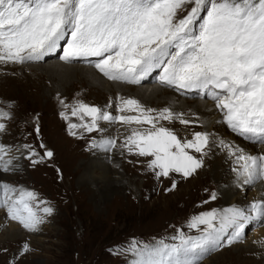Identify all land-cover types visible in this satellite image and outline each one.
Returning a JSON list of instances; mask_svg holds the SVG:
<instances>
[{"label": "snow or ice", "instance_id": "snow-or-ice-1", "mask_svg": "<svg viewBox=\"0 0 264 264\" xmlns=\"http://www.w3.org/2000/svg\"><path fill=\"white\" fill-rule=\"evenodd\" d=\"M187 4L193 6L177 18ZM205 10L196 32V22ZM66 38L65 62L98 57L94 66L104 76L129 83H139L159 68L162 84L206 92L233 131L264 141V0H0V62L39 61L56 51ZM65 107H71V116L81 121L69 124L71 135H76L71 130L77 128L102 131L99 121L151 125L146 132L133 130L123 146L141 157H151L148 166L157 179L171 173L187 178L203 167V160L187 149L204 154L209 143L207 133L196 132L193 139L182 141L170 129L157 127L160 119L191 123L181 119L183 113L165 108L154 116L155 109H146L132 98L121 99L117 110L138 115H112L83 102ZM61 116L69 118L64 112ZM85 116L90 121H85ZM10 118L0 110V121ZM5 129L6 124L0 122V132ZM115 145V139L93 142L105 150ZM38 155L30 150L27 158L35 164ZM6 156V146L0 145L3 171L12 165ZM52 156V151H46L40 160ZM237 160L243 161L235 171L244 185L264 180V156L241 154ZM175 187L173 182L167 191ZM0 191V207L7 209L8 218L27 231L38 230L43 217L33 205L37 194L8 184H0ZM42 211L51 215L53 209L44 207ZM261 219L264 200L253 201L247 209L202 213L189 224L201 232L199 236L181 233L173 237L179 240L174 244L163 240L155 244L133 242V264H198L205 253L222 246L227 229L232 230L227 241L230 245L242 238L247 225ZM27 250L25 244L23 251Z\"/></svg>", "mask_w": 264, "mask_h": 264}, {"label": "rangeland", "instance_id": "rangeland-1", "mask_svg": "<svg viewBox=\"0 0 264 264\" xmlns=\"http://www.w3.org/2000/svg\"><path fill=\"white\" fill-rule=\"evenodd\" d=\"M192 6L185 5L184 9L177 13V18L186 15ZM205 16L206 10L201 13L194 31H199L197 25ZM62 57L63 55L60 59L47 57L42 59L43 61L25 62L21 64L22 67H16L12 72L5 70L6 72L0 76V110L11 117L0 121L6 124V129L0 132V145L6 146L8 150L5 159H12L9 171L0 170V184L35 192L38 200L33 202V205L43 217V223L34 232L23 229L19 223L6 216L2 219L0 264H133L135 260L131 251L133 242L155 244L163 240L165 243L174 244L179 243V240L173 237H178L181 233L193 237L201 235L200 231L189 227L191 219L212 210L222 211L225 207L222 206V198L213 200L212 194L216 195L233 187L232 180L236 178L234 170L237 162L235 165L232 163L219 168L221 176L220 174L215 176L211 172L212 162H209V167L203 165V169L202 167L201 170L197 169L190 177L185 178L181 173H171L169 177H161L159 180L149 169L151 157H141L127 151L123 146L133 130L146 132L151 126L135 123L130 126L131 124L123 125L120 122L99 121L102 131L87 132L83 128H77L71 130L76 132V135H71L69 124H80L81 121L79 117H72L71 107L66 108L65 105L74 106L77 102H84L101 106L102 110L105 109L104 111L112 115H136L134 111L123 114L118 112L121 99L132 98L139 100L143 106L148 104L136 96L122 93H116L115 99L111 101L109 99L114 96L113 92H92L82 95L80 92L85 90L82 87L81 89L78 87L80 91L68 93V90L65 91L63 85L58 86L57 82L68 75L61 72L59 66L48 62L57 59L63 64L66 63L68 67L86 65L91 68L97 61L84 62L80 65V62H65ZM33 63L44 64H40L42 68L34 70L23 66ZM4 77H11L14 81H6ZM117 82L132 88L145 86ZM153 85L165 87L161 83H152L150 86ZM166 90L181 96L182 100H204L180 95L174 88ZM206 100L209 99L204 101ZM154 101L151 104L155 109L166 105L162 101ZM55 105L60 107L57 108ZM62 112L68 115L67 120L62 118ZM85 121H90V117L85 116ZM160 125L170 128L182 141L193 139L194 130L189 132V128L178 119H160L157 127ZM37 127L39 132L36 131ZM104 139L117 141L115 147L110 148V151L118 149L115 150L116 154L119 153L116 168H107L106 165V168L92 171L89 167L87 169L81 167L80 164L89 158L90 145L92 151L101 149L103 147L93 146V142ZM30 150L39 154L34 157L39 160L38 163L33 164L27 158ZM46 151H52L53 156L40 160ZM187 151L198 159H203L201 153H196L193 149ZM114 156L115 154L111 157ZM173 182L176 187L167 191ZM124 183L128 184L130 189L126 188ZM244 190L247 201L252 189L245 187ZM44 207H51L52 214H44L42 211ZM4 210L0 207L1 212ZM10 223L15 224L14 235L9 227ZM203 227L202 225L201 228ZM254 227V224L247 226L242 239L224 246L226 236H231L232 232L231 229H227L222 246L202 257L198 264H264V253L262 255L256 249H246L251 242ZM229 239L230 237L227 240ZM25 244L28 246L26 252L23 251Z\"/></svg>", "mask_w": 264, "mask_h": 264}, {"label": "bare ground", "instance_id": "bare-ground-1", "mask_svg": "<svg viewBox=\"0 0 264 264\" xmlns=\"http://www.w3.org/2000/svg\"><path fill=\"white\" fill-rule=\"evenodd\" d=\"M48 55H46L44 58H47ZM98 59H100V58H98V57H84L83 60L75 58L71 62H80V65H82L81 63H84V62L87 63L89 61H97ZM48 63H54L55 65L60 67L61 72H63L64 74L68 75L67 78H65L63 80H60V81H57L58 82V86L63 85V89H65V91L67 89L68 93L70 91H73V92L75 91L76 92L78 90V87H80V89L82 87L83 89L86 90V91L82 90V92H80L82 95L88 94V93H92V92H98V93H101V92H106V93L107 92L108 93L109 92H113L114 96L111 99H109L110 101L115 99L116 93H118V94L122 93V94H126L128 96H136L137 99H140L141 101H144L145 103L148 104L147 106L146 105L144 106L146 109H155V108H153L154 106H152V104H153L152 102L154 100L162 101L163 103H165L166 104L165 106H163V107H161L159 109H155L156 112L152 113V115H154V116L158 115L159 112L161 110L165 109V108L172 109V111L174 113H183V116H182L181 119L191 121V123H189L187 125L184 124V125H186L189 128V130H190L189 132L194 130V132L192 133L193 137H194V133H196V132H202V133H207L208 134L209 143H208L207 148H205V150H204V154H202V157H203L202 160H203V163H204L203 165L206 166V168L209 167V162H212L211 172L215 176H218L219 174L221 176V173H219V168H223L226 165H229V164H232V163H233V165H235L236 162H237V164L235 165L236 166L235 169L240 168L241 165L243 164V161H238L237 160V156H239L241 154H243L245 156H255V157L264 156V143L248 142L245 139H243L242 137L232 133L230 131V129H228L226 127V125H225V123L223 121V116L220 113L219 109L216 107V103L214 101H210V100L204 101V100H196V99L182 100L181 96H178L177 94H175L171 90H166L167 88H171L172 89L174 87H169V86H166V85H164L162 83L161 84L164 85L165 87L156 86V85H153L151 87L150 85L152 83H154V82L150 81V82L146 83V78L142 79L139 83H134L136 86H138L137 84H145V86L142 85L139 88H132V86H128L127 84L125 86V84H120L117 81L111 82V80L108 79L106 76H104L94 65H91V68L87 67L86 65L83 66V67H80V66L68 67V66L65 65L66 63L63 64V62L57 61V59H53L52 61H50ZM40 64L42 65L44 63L24 64L23 66L26 67V68H28V67L32 68L34 70L35 68H37V69L42 68V66H40ZM76 64H78V63H76ZM13 65H16V66L13 67ZM16 67H18V68L22 67L21 63L20 64H15V63H12V62H7V63L0 62V76H2L6 71L7 72L14 71V69ZM24 70H25V68H24ZM16 74L19 75V73H16ZM156 74L157 73H155L154 76L152 75L149 78V80H152V78L155 77ZM12 76H13V74H12ZM4 80H6V81H14V79L11 78V77H9V78L8 77H4ZM80 89L78 91H80ZM174 89L180 95H184V96H188V97L189 96L194 97L193 95H194V93H196L194 91H185V90H182V89L178 90L177 88H174ZM68 96H70V95H68ZM58 98H59V96H58ZM72 101H73V99H72ZM117 101H119V100H117ZM58 107H60V105H58ZM138 114L139 113L136 112V115H138ZM178 120L180 121V119H178ZM123 125H125V124H123ZM145 125L151 126V125H148V124H145ZM130 126H132V124ZM170 127H172V126H170ZM109 128H111V127H109ZM148 130H150V128ZM116 143H117V141H116ZM75 149H77V148H75ZM115 150L110 151V149L105 150V148H101V149H96V150L92 151V148H91V145H90L89 158L85 159L86 161L82 162V164H80V166L85 168V169H87V167H89L92 171L93 170L98 171V170H100L102 168H106V165H107V168L114 169V167L118 163L117 158H119V155H118L119 153L117 152L118 154H116ZM127 151H128V149H127ZM233 152H235L236 155H233L232 154ZM113 154H115V156L111 157ZM209 159H211V160H209ZM213 159H214V161H213ZM88 161H90V162H88ZM202 169H203V167H202ZM14 170H16V169L14 168ZM200 170H201V168H200ZM114 172H116V171H114ZM222 173H223V171H222ZM188 179H190V178H188ZM129 180H131V179H129ZM130 183L132 184L133 181H130ZM232 184H233V187L230 190L229 189H225V192H222V193L218 192L215 195L216 198H219V199L222 198V202H223L222 206H225L224 208H222L221 212H223L225 209H230V208H233V207L247 209L249 207V205L253 201L264 200V180L257 181L254 185H244L242 179H238L237 171H236V178L234 180H232ZM124 185L126 186V188H128V184L124 183ZM245 187L246 188L248 187V188L252 189L251 190L252 192H250L249 199L247 201L245 200V198H246L245 190H244ZM128 189H130V188H128ZM246 191H247V189H246ZM238 202L240 204H237ZM4 217H5L4 211L3 212L0 211V225H1V221H2V219ZM251 224L255 225V227H254L255 231L253 233V236L251 234V242L248 244L246 249H248V248H249L248 250L256 249L258 252H260L263 255V253H264V227L259 226L260 224H264L263 219H261L259 221H254ZM251 224H249V225H251ZM14 225L15 224L10 223V226H9L11 228L12 232H13V235H14V232H15L14 230L16 229L14 227ZM249 225H247V226H249ZM246 230H247V227H246ZM227 231L228 230H226V232ZM8 233H10V232H8ZM242 235H243V232H242Z\"/></svg>", "mask_w": 264, "mask_h": 264}]
</instances>
